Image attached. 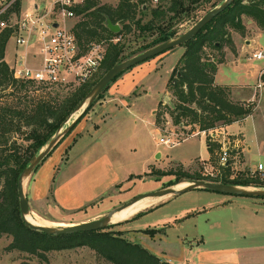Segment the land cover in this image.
<instances>
[{"label":"trees","instance_id":"16d2710c","mask_svg":"<svg viewBox=\"0 0 264 264\" xmlns=\"http://www.w3.org/2000/svg\"><path fill=\"white\" fill-rule=\"evenodd\" d=\"M150 1L119 0L115 6H112L99 0H83L74 7L76 21L72 31L80 49L85 50L90 42L105 41V53L99 66L102 73L121 59L177 36L182 23L192 19L194 24L205 12L222 0H158L155 6H152ZM21 7L22 0H13L0 15V18L6 21V25L0 27V235L11 237L7 248L38 257L41 262L47 260L49 251L87 246L97 256L112 264H171L139 242L124 236L125 231L113 228L127 220L110 224L102 229L71 234H47L31 229L22 220L17 195L19 173L65 122L96 80L45 86L30 80L14 78L5 60V49L14 32L13 23H8V20L11 19L12 14L18 16ZM200 12L204 13L199 16ZM243 16L254 20L257 28L264 32V0H233L181 45L184 50L166 83V87L171 90L175 98L170 119L172 125L177 124L180 128L191 126V132L196 128L199 131H207L242 120L251 113L252 103L232 101L230 87L214 83L217 64L216 61L207 58L204 52L206 46L218 49L223 43L229 44L233 49L229 28L246 34ZM107 20L114 24L119 23L121 25L119 31L112 32L106 24ZM131 31L138 33L136 37L143 35V42L134 50L126 52L127 43L123 37ZM220 61L222 60H218ZM124 71L107 84L69 131L102 96L110 83ZM30 91L35 92L31 97L26 94ZM160 122L161 120L155 118L156 126L159 127ZM14 133L20 134V142H17ZM67 134L68 132L62 138ZM206 143L210 161L213 162L218 144L214 141H206ZM230 167L229 160L227 165L221 167L220 178L203 177L198 172L185 169L182 165H179L178 169H151L149 173L173 174L180 181L209 179L264 188V173L247 167L237 170L235 176L230 178ZM150 209L138 211L133 218ZM160 230L161 228H145L140 231L154 235Z\"/></svg>","mask_w":264,"mask_h":264},{"label":"crops","instance_id":"0c3cea01","mask_svg":"<svg viewBox=\"0 0 264 264\" xmlns=\"http://www.w3.org/2000/svg\"><path fill=\"white\" fill-rule=\"evenodd\" d=\"M33 5L37 4L33 3ZM255 27L257 31H253L252 35L244 40L245 45L242 46L244 51L247 45L257 41L264 34L257 26ZM239 51L238 48L237 59L221 64L223 67L230 65L231 68H219L221 65H218L214 83L229 86L232 93L236 89L240 92L251 90L249 96L244 97L245 101L252 103L256 99L258 108L242 120L219 126V130H216L222 132L221 137L226 134L233 136L232 158L242 151L246 161L249 162L252 156L259 164L264 162V62L253 63L250 57H248L250 62L242 61V54ZM168 57L169 55L164 56L160 64ZM146 62L150 63V61ZM155 67L156 65L152 68L128 70L123 74L122 79L109 88V96L99 100L92 110L90 109L91 112L85 114L70 131L69 136L74 140L65 168L70 165L71 169L70 171L61 169V175L54 189L55 200L62 207L79 208L105 195L115 184L125 182L130 174L150 170L151 163L148 160H145L141 164V169L136 171L133 165L129 167L119 165L124 163L122 155L126 151L120 146L123 145L120 138L128 134L138 135V125L142 117L151 115L154 120L153 112L160 100V94L164 92L169 73L173 69ZM137 89L142 90L141 97H130V94ZM153 91L156 93L151 99L150 95ZM234 125L237 127L232 129ZM64 143L66 142H63L57 150L60 151ZM220 147L221 145L219 149ZM134 149L135 147H130V150ZM205 155V157L196 156L194 160H199L200 164L213 168L207 143ZM57 160L58 156L53 154L37 171L36 185L43 193L54 173ZM244 163V161L240 162L241 165ZM195 166L196 164L191 165L189 170L192 171ZM247 167L251 169L250 166ZM168 196L170 195L163 196L166 198L161 197L162 200H156L154 205H150L152 206L150 210L169 202L174 197V195ZM127 219L120 224L121 230L128 234L127 237L139 242L171 264H188V261L183 259L185 237L178 235L173 237L168 232L180 228L188 220L194 224L204 221L209 228L214 229H219L223 224L231 227L229 228L231 235L218 232L215 235L199 233L198 239L193 237L190 249L195 253L196 260L200 264H264V198L248 196H238L234 199L224 196L219 199L213 198L199 206L185 207L177 213L159 216L143 224L142 227L130 224L132 220ZM145 228L163 230L149 235L140 231ZM226 240L232 241V245L223 244ZM253 241L255 243H251ZM179 253L180 257L176 261L174 255Z\"/></svg>","mask_w":264,"mask_h":264},{"label":"rangeland","instance_id":"374dc122","mask_svg":"<svg viewBox=\"0 0 264 264\" xmlns=\"http://www.w3.org/2000/svg\"><path fill=\"white\" fill-rule=\"evenodd\" d=\"M4 0H0V5L2 4ZM101 3L110 4L112 6H115L119 0H99ZM37 4V7L42 10H46L51 0H22V10H26L29 8H32V4ZM158 3V0L154 2L153 0L150 1V4L155 6ZM21 13V12H20ZM204 12H200L199 16H201ZM20 15V14H19ZM18 15V16H19ZM11 19L8 20V23H14L18 16L15 14L10 15ZM244 25L246 26V34H241L238 31H236L233 28H229V36L233 43V49L229 46L227 43H223L220 48L216 49L211 46H206L204 49L205 56L207 58L212 59L213 61H216L217 67L218 65L224 64L227 61L231 62L234 59H237V53L238 48L241 55V60L250 62L248 57L251 58V54L257 50L264 48V34L257 40L251 42L250 45L246 46V50H243L244 40L249 38L253 31H257L256 29V23L254 20H252L250 17L243 16L242 18ZM76 21V18H73L69 20V22L66 24L69 26V24L73 25ZM119 24V23H118ZM192 19H189L182 23L179 27L180 33L187 30L192 25ZM121 27V25L119 24ZM179 33V34H180ZM136 34H138L136 31H131L130 33L126 34L123 38L126 39L127 43V49L126 52H129L130 50H134L139 45L142 44L143 35L136 37ZM102 45L105 47V41H100ZM19 49V47L15 44V41L13 38H10L5 49V60L11 66L13 61L14 53ZM184 48L182 46H176L172 49H169L153 58H150L146 61H150V63L143 61L141 63H138L137 65L131 67V68H152L156 65L155 68H173L180 55L182 54ZM180 53V54H179ZM169 55L168 59H164V62L160 64V61L164 58V56ZM178 58H177V57ZM177 58V60H176ZM35 59L38 60V56H35ZM155 60L152 61L151 60ZM218 60H222L218 62ZM253 63H263L264 59L262 60H255L252 59ZM239 61V59H238ZM160 64V65H159ZM140 66V67H139ZM226 67H223V65L219 66V68H231L230 65H224ZM130 68V69H131ZM123 72L125 74L128 70ZM171 73V72H170ZM169 73V75H170ZM123 74H121L115 81L110 83L109 87L104 91L102 96L97 99L92 107L90 108L92 110L93 106L99 102V100L105 99L107 96H109V88L118 80L123 78ZM103 75L101 69L98 68V70L95 72V74L88 80V81H94L98 80ZM163 76V75H162ZM169 77V76H168ZM220 77V74H219ZM218 77V79H219ZM168 80V78H167ZM87 81V82H88ZM162 81V77L160 78V83ZM167 83V82H166ZM165 85L164 92L160 94V100L155 108V111L153 112V118H158L161 120L159 124V128L157 129V126L154 123V120H152L151 115H147L145 117L141 118V121L138 125L139 133L138 135H125L122 139V144L120 145L124 150L123 159L124 163L119 164L120 166L129 167L132 166L135 168V171L138 169H141V164L144 163L145 160H148L151 165L149 166V169L154 170H170V169H178L179 165L183 166L185 169L191 168V165L196 164L195 168L191 172H198L201 174V171L203 170V167H206L204 164H200L199 160H194V157L201 156L205 157V146L206 141H210V136L208 134V130L205 131V133H200L196 135H190L192 132L191 126L180 128L179 125L174 124L172 125L169 123L171 119V114L175 106V98L173 94L171 93V90L166 87ZM142 93L141 89H137V91H133L130 94V97H139ZM154 93L156 91L152 92L151 99L154 98ZM251 93V90L240 92L239 90H234V93L231 92V100L234 102H245L246 96H249ZM30 97L35 94V92L30 91L26 93ZM38 94V93H37ZM141 97V96H140ZM251 105V113L252 114L258 107V103L256 102V99L252 102ZM88 110L87 113H90L91 110ZM86 113V114H87ZM85 116V115H84ZM83 116V117H84ZM82 117V118H83ZM168 120V121H167ZM70 122V121H69ZM237 126L234 125L232 129H235ZM219 128L212 129L213 131H217ZM197 131V128L193 130ZM219 132V131H217ZM68 134L65 136V138H62L60 143L53 149V151L50 153V155L37 167L35 171H33L30 176L26 179L24 184V191L26 194V197L29 202V207L31 210V214H34L37 218L44 221V224L52 225V226H65L70 225L82 221H87L95 218H99L105 214H107L110 210L113 208H116L120 206L121 204L131 200L133 197L148 192V191H154L158 190L167 186H173L176 187L181 183L188 182V180H178L175 175L173 174H159L156 172L149 173L148 172H141L136 174H130L129 179H127L125 182L115 184L112 188H110L105 195L88 202L87 204L75 208V209H66L62 207L57 201L55 200L54 196V189L56 185V181L61 175L62 172L61 169H64L66 166V162L69 159V151L72 147L73 138ZM222 133V132H221ZM22 134H24L22 132ZM225 134V133H224ZM14 137L16 138L17 142H20V134L14 133ZM264 135V134H263ZM69 136V137H68ZM222 134H219L218 138L221 137ZM229 142L226 144L228 148H232L234 146L233 143V136L232 135H225ZM68 137V138H67ZM160 137H171L174 139L177 143L174 146H170L167 144H164L162 142H159ZM67 138V139H66ZM66 139V141H65ZM206 140V141H205ZM64 147H62L59 151L57 148L63 143ZM215 142V141H214ZM218 144L217 152H219V146ZM130 147H135L134 150H130ZM58 156L57 163H55L54 166V173L49 180L47 189L45 192H41L39 188L36 185V179H37V171L38 169L43 165V163L49 159L50 156ZM159 154V156H157ZM227 157L231 161V174L230 178L234 177L237 170H240V168H247V166H250L251 169L255 170L257 169V161L255 158L251 156L249 159V162L245 160L244 153L241 151L239 155H237L235 158H232V155L228 154ZM217 158V153H215V160L212 162L213 167L215 168L217 163L215 162ZM76 161V160H74ZM245 162L244 164H240V162ZM76 162H74L75 164ZM261 163V162H259ZM263 165V172H264V162L261 163ZM72 166V165H71ZM208 167V166H207ZM209 168V167H208ZM71 167L70 165L66 167L64 170L70 171ZM36 185V186H35ZM1 187V183H0ZM38 188V189H37ZM173 195H170L168 197H171ZM224 196L225 198H237L238 195H229V194H222L216 191H209L206 189H198L194 188L188 191H185L180 194L174 195V197L167 203H164L163 205L157 207L153 210L145 211L144 213H141V215L135 217L133 216L129 217L131 219V223L137 227H142L143 224H146L147 222L156 219L159 216L162 215H168L172 213H177L179 210L185 207H196L200 204L211 200L213 198L219 199L220 197ZM166 198V197H162ZM162 198L157 199L153 198V202L151 204L154 205V202L156 200H162ZM150 204V205H151ZM146 207L143 210L152 208V206ZM142 210V211H143ZM146 214V215H145ZM127 219V218H126ZM125 220V219H124ZM128 220V219H127ZM122 221V220H121ZM224 222V221H223ZM129 223V222H128ZM114 224V223H113ZM121 225H116L113 228L116 230H121ZM207 223H204V221H200L199 223L194 224L191 220H188L183 223V225L180 228L177 229H171L169 232L170 236L176 237L177 235L180 237H185V251L183 253V259H186L188 261V264L199 263L196 260V255L193 251H191V241L193 237H200L199 233L204 235H215L218 232H224L228 235H231V227L230 225L227 226V224H223V226L219 227V229H214L213 227L207 228ZM230 228V229H229ZM163 230V229H161ZM160 230V231H161ZM123 231V230H122ZM127 233H124V236L127 237ZM198 235V236H197ZM228 239V238H227ZM11 241V237L8 235H0V264H20L21 262H29L31 264H112L104 259L100 258L96 255V253L90 249L87 246H81L76 247L72 249H64V250H53L49 251L47 253V260L41 262L38 257L29 255L25 252H20L17 250H9L7 248L8 244ZM190 242V243H189ZM232 241L226 240L223 242V244L226 245H232ZM251 243H255L254 241ZM255 251V250H253ZM177 253V252H176ZM176 261L180 257V253L177 255H174ZM200 264V263H199Z\"/></svg>","mask_w":264,"mask_h":264},{"label":"built area","instance_id":"2783aa9c","mask_svg":"<svg viewBox=\"0 0 264 264\" xmlns=\"http://www.w3.org/2000/svg\"><path fill=\"white\" fill-rule=\"evenodd\" d=\"M12 1L2 2L0 15ZM82 2L83 0H51L46 10L32 4V8L21 11L13 23L14 32L11 37L19 47L10 66L14 78L50 86L84 83L95 74L104 57V46L102 43L90 42L85 50H81L72 31L73 25H66L69 20L76 17L74 7ZM5 25L6 21L0 18V27ZM35 56H38V60ZM251 58L264 59V48L255 50ZM200 133L204 134L205 131L197 130L190 135ZM208 134L210 140L220 143L221 147L217 153V166L203 167L200 175L206 178H220L221 167L229 163L227 155H231V148L226 146L229 139L223 136L224 138L218 140L219 134L222 133L215 130H208ZM159 142L170 146L177 143L171 137H160ZM257 170L264 173L261 163L257 165Z\"/></svg>","mask_w":264,"mask_h":264},{"label":"water","instance_id":"95a60500","mask_svg":"<svg viewBox=\"0 0 264 264\" xmlns=\"http://www.w3.org/2000/svg\"><path fill=\"white\" fill-rule=\"evenodd\" d=\"M233 0H222L219 4L214 6L205 12L194 24H192L187 30L178 34L175 37L169 38L163 42H160L152 47H149L137 54H134L128 58L117 61L112 67H110L103 75L94 83L86 95L76 105L73 112L63 122L57 131L52 135L49 141L36 153L34 154L29 163L21 170L17 177V195L19 201V209L22 220L31 229L39 230L47 234H71L79 231H90L96 229H102L106 226L113 224V215L134 204L144 197L161 198L166 195H176L185 191L200 188L209 191H216L222 194L248 196L256 198H264V188L254 186H242L230 183H223L219 181H211L206 179H191L182 187L167 186L158 190L148 191L133 197L131 200L121 204L120 206L113 208L107 214L70 225L65 226H52L48 224H35L27 220V215L31 212L29 202L24 191V184L26 179L35 170V168L42 162L47 154L54 148L59 140L72 128L76 123L77 119L83 114L88 106L97 98L100 92L107 86L111 80L118 75L120 72L129 69L143 62L146 59L157 56L169 49L176 46H181L191 37H193L207 22H209L214 16L223 11ZM108 28L112 32H118L120 26L112 23L110 20L106 21ZM57 24L55 23L54 26ZM70 121V122H69ZM159 156V154L157 155Z\"/></svg>","mask_w":264,"mask_h":264},{"label":"bare ground","instance_id":"6f19581e","mask_svg":"<svg viewBox=\"0 0 264 264\" xmlns=\"http://www.w3.org/2000/svg\"><path fill=\"white\" fill-rule=\"evenodd\" d=\"M185 184H186V182L181 183L176 187L179 188V187L184 186ZM153 200L154 199L152 197H144V198L140 199L139 201L135 202L134 204L116 212L112 217V222L116 223V222H119L121 220H124L126 218L133 216L138 211L143 210L144 208L148 207L153 202ZM27 220H29L30 222L35 223V224H44V221L37 218L34 214H31V213H29L27 215Z\"/></svg>","mask_w":264,"mask_h":264}]
</instances>
